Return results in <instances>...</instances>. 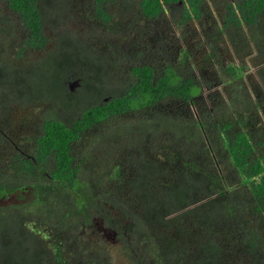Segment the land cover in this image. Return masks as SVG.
Instances as JSON below:
<instances>
[{
	"label": "trees",
	"instance_id": "trees-1",
	"mask_svg": "<svg viewBox=\"0 0 264 264\" xmlns=\"http://www.w3.org/2000/svg\"><path fill=\"white\" fill-rule=\"evenodd\" d=\"M46 1L6 0L17 25L23 26L25 43L16 52L23 63L0 60V112L11 105L6 98L16 95L17 101H23L18 106L40 109L31 120L39 122L42 133L34 138L25 135L36 149L34 159L0 153V264H108L113 248L105 243L108 233L118 239L117 246L130 264H264V215L255 220L264 209V131L251 129L257 117L242 102L236 109L239 114L226 121V113L215 101L229 111L235 105L217 97L224 89L212 90L210 102L198 101L201 83L188 61L199 48L190 55L179 47L181 43L168 44L161 53L136 57L139 60L132 65H137L129 66L127 77L123 67L133 57L120 66L104 54L93 53L94 46L87 43H94L96 31L91 30L85 40L67 36L61 27L67 14L56 0L51 6ZM88 1L87 5L94 3L97 18L110 21L113 14L108 6L115 0ZM179 1L187 4L180 23L199 17L202 0H139L142 17L159 20L165 10L179 9ZM226 7L223 30H239L240 19L252 24L264 16V0H237ZM108 26L117 29H105L106 43H120L118 38L132 32L125 42L148 43L157 38L153 29L136 35L131 22ZM114 31L120 37L110 39ZM30 51L42 55L33 59ZM180 53L182 67L175 59ZM158 56L166 61L162 69L148 60ZM227 70L236 73L234 66ZM211 86L208 82L204 89ZM241 86L247 101L245 84ZM1 122L6 124L5 118ZM114 122L120 123L118 128L112 127L104 141L123 143L112 154H118L119 161L109 172L106 165L102 174L88 171L83 162H90L97 150L103 155L106 151L100 146L78 157L76 145L93 128ZM219 126L218 133L211 131ZM135 148L138 153L126 156H130L127 164L121 162L119 154ZM133 163L136 170L129 174ZM107 177L136 189L142 217L111 188L102 190ZM244 196L257 207L244 212L239 200ZM78 225H87L82 230L93 233L79 237ZM149 229L158 233L159 243H154ZM226 231L231 233L227 239L221 237ZM141 234L145 242L139 250L135 241ZM168 234L180 246L165 254L162 247L172 245Z\"/></svg>",
	"mask_w": 264,
	"mask_h": 264
},
{
	"label": "rangeland",
	"instance_id": "rangeland-1",
	"mask_svg": "<svg viewBox=\"0 0 264 264\" xmlns=\"http://www.w3.org/2000/svg\"><path fill=\"white\" fill-rule=\"evenodd\" d=\"M55 0H47L45 3L46 5H50L52 3H54ZM58 3V8L61 10L62 9V13H66L67 16L64 14V22L63 24H61L62 27V32H65L67 36L75 38L77 37L79 40H85L89 37H91L90 35H92L90 32L91 30H95L96 31V39L94 40V43H87L88 46L92 45L94 46V50L93 53H100V54H104L105 56L113 59L115 62H117V64L119 65L121 62L132 58V60H130V63L123 67L125 68V75L127 77H129V66H134L137 65L133 64V62L136 60L138 61L139 59H135L136 57H142V56H147L149 55V53H154V54H158L161 53V51L163 50L164 46H166L164 43H157L156 41L154 42H148V43H127L125 42L126 39L128 38H132V35H134V32L130 33L129 36L124 37H120L119 36V32L117 33L116 31H114L113 33H110V39H116L120 41V43H112L109 40H106L107 43L105 42L106 35L107 33L106 30L108 31H112V30H116V27H111L108 26V24L110 23V25H114L115 23L119 24V26H121L122 24L124 25H128L129 22L133 23L134 25V30L135 31H145V30H149V28L151 29L152 27H155V25H158L160 23V20H152V19H146V18H142V14L139 12V8L137 5V2H132V0H129V3L127 2V0H115L114 2H112L111 4H109V11L111 14H113L112 18L110 19V21H103L99 18H97V14H95V10H94V3L87 5V2H89L88 0H56ZM5 6V1L4 0H0V16L2 17V23L0 25V60L1 61H6V62H12L15 65H19L21 63H23L22 60H17L16 58V52H17V48L20 45V41H21V30L19 28V26L17 25V21L16 19L11 16L8 12H5L3 10ZM76 10L78 12H76ZM6 13V14H5ZM6 15V16H5ZM8 22L10 24H12L11 28H9V25L7 23L4 22ZM150 26V27H149ZM9 28V29H6ZM106 29V30H105ZM99 31V32H98ZM94 32V31H93ZM61 32H57L55 33L54 37L56 38ZM52 34V33H51ZM108 38V36H107ZM148 36L146 37H140L139 39H147ZM101 40H103L104 42L101 43ZM75 44H71L72 47L75 46ZM219 45V46H218ZM181 46H185V49H188L189 47V43H181V45L179 46L180 48H182ZM221 47L222 48V54H218V48ZM183 49V48H182ZM171 50V48H170ZM225 44L224 43H218L216 46V50L214 51L216 53L215 58L210 57L207 59H204L202 56L201 52H198L196 54V56H194V54L192 56H190V60L188 61V66L192 68V73H194L195 75H197L198 79L200 80L201 84H204V86H207L208 82H214V86H217L216 88H220V87H225L228 86L229 83H227L226 81H228V76L226 74L223 73V65L221 62H223V60L225 59L226 63H233L236 64L235 59L230 60L229 58L224 57L225 55ZM176 51H175V55H176ZM210 53V50H208V54ZM182 53L178 54L177 57H175L176 62L181 64L180 67L185 66L184 63L179 62L180 61V55ZM29 55L33 58L36 59L38 58V56L42 55L41 52H37V51H30ZM149 57V56H147ZM183 57V54H182ZM122 58V59H121ZM213 58V59H212ZM184 59V58H183ZM121 60V61H120ZM149 61L153 62L156 67L158 69H162V67H164V63L166 62L165 59L163 57H157V59H148ZM212 60V62H214V64L211 66L212 69H210V72H218L220 74V79L219 80H212L213 76H215L216 74H212V75H206L203 76L200 72H201V68H203L204 66L208 65V62ZM135 61V62H136ZM128 62V61H127ZM197 62H199V66L197 65ZM224 62V63H225ZM244 63H248V61H244ZM121 66V64H120ZM249 67V64H247L245 66V68L247 69ZM245 69V70H246ZM161 72V71H160ZM253 72V71H252ZM130 75L131 77H133L132 72L130 71ZM251 75H253V77L255 76L254 74L251 73ZM207 79V80H206ZM132 80V79H131ZM234 80H238V79H234ZM73 81V80H72ZM242 81V80H241ZM244 84V82H242ZM216 84V85H215ZM74 86V84H73ZM197 90V88L194 86L192 87V91L195 92ZM210 92L208 89H204V91L201 93L200 95V99L198 100L199 102L203 100L210 102L209 101V96ZM199 95V93H198ZM254 95V94H253ZM218 98H220L225 102V93L221 92V94L217 95ZM6 101H8L9 103H11L10 106H14L13 109L15 110L16 108L21 109L24 107L18 106V104L23 103V101H17L16 100V95L14 96H8L6 98ZM197 101V102H198ZM264 102V95L258 97H254V98H249L246 101V105H247V109L251 110L252 112H249L251 115L253 114V116L257 117V121L256 123L253 125V127H251L252 130L254 129H258L259 127H263V131H264V112L261 111L260 106H259V102ZM215 102H217L220 105L221 108V112L222 113H226V121L228 120V117L230 115L236 117L240 111H237V107L233 108L232 111H229L228 108L223 107L220 103L219 100H216ZM195 105H192L191 109L195 110ZM210 104V103H208ZM222 106V107H221ZM16 107V108H15ZM11 110L12 114H18V112ZM40 110L38 108L35 107H27L23 110V112H19L20 114V123H27L30 124V122L35 121V120H31V117H33L34 115H36L37 111ZM15 121V120H14ZM12 121L11 124L14 125L17 122ZM123 122V121H122ZM120 123L118 122H114L111 124H104L98 127H95L92 129V131L90 132V136L87 137L84 141L80 142L79 144L76 145L75 148V153L78 155V157L83 156L84 154L92 151L93 149H95L96 147H100L102 146L104 148V150L106 151L103 155V151H96L94 158L88 162L85 161L83 162V167L84 165H87V167L89 168L88 171H90V169H93V171H95L94 169H96V172L98 174H102V171L106 165V167L108 168V172L110 169H114L113 166H116V157L118 158V154H115L114 156L112 155L114 152H117L116 150L118 149V147H121L123 145V143L119 144H114V142L111 140H109L107 143H105L104 141V135L109 132L112 127L113 129L118 128ZM22 125V124H21ZM221 126H219L216 130L215 129H211L212 132H216L218 133L221 130ZM20 131H23L22 129H20ZM210 131V133H211ZM21 140V139H20ZM22 143H30V140H23L22 139ZM124 153L119 154V159L121 160V162L124 163L126 162V164L128 163V161L130 160V156L127 159L126 156L128 155H134L138 153V149H132L129 150L128 152H125V150H123ZM100 152V153H98ZM92 154V155H94ZM3 164V159H0V165ZM134 166H130L132 168H128L129 169V174L130 173H134V171L136 169H134L133 167L137 166V163H133ZM112 175V174H111ZM98 179H100V181H103L104 179L101 178V176H98ZM229 179L231 181L232 178L229 177ZM107 181V182H106ZM117 181L112 179V178H108L105 180L104 183H102L103 185H100L103 189L102 190H109L110 188L113 190V192L115 194H117L118 196L120 195L125 202L128 204V207L130 208V210H132V212L135 215H138L140 217H142V205H140V202L137 200L136 197V189L134 188L133 191H131L129 189V187L123 185V184H119L116 183ZM110 189V190H111ZM239 199V198H238ZM241 202V206L243 211L246 210L247 207H253L256 206L254 204V202L252 201V199L247 198V196H244V198L239 199ZM138 206L137 210L134 209V207ZM257 207V206H256ZM140 208L142 209V212H140ZM249 211V210H248ZM245 212V211H244ZM264 215V209H261L260 213L256 216L255 220L257 219H261ZM244 218V217H243ZM34 219V217H30L29 220ZM26 221H28V217L26 216ZM250 221V219H249ZM122 224V223H121ZM87 225H78V228H76L75 233L80 237L84 234H88L91 235L93 232L87 231L88 229H86V231L82 230V227H86ZM149 232L151 234V236L153 237L154 243H159L158 239H159V235L158 233L156 235H154L151 230L149 229ZM109 238L104 239L105 243L107 244H111V246L113 247L112 249L109 250L108 253V257H110L109 260H106L105 262L108 264H130V259L128 257V255L126 254L125 251H122L121 249H119L118 245V239L115 238L114 236H112L111 234H107ZM231 235V233L229 231H226L222 234L221 237L227 239L229 238ZM136 241H135V248L142 250L144 248H141V246L143 245V243L145 242V239L143 237V234H141L140 236L138 235L136 237ZM168 239H170L172 241V245L170 246V244L168 246H163L162 250L165 254H167L170 250L175 249L177 247L180 246L179 241L174 242V240H176V238L174 237L173 234H168ZM151 241V238H149V242ZM131 253V251H130ZM132 258H134L133 256H131Z\"/></svg>",
	"mask_w": 264,
	"mask_h": 264
},
{
	"label": "flooded vegetation",
	"instance_id": "flooded-vegetation-1",
	"mask_svg": "<svg viewBox=\"0 0 264 264\" xmlns=\"http://www.w3.org/2000/svg\"><path fill=\"white\" fill-rule=\"evenodd\" d=\"M4 1L5 6L3 10L8 12L16 19V15L9 10L6 5V0ZM127 2L130 4L129 0H127ZM132 2H137L139 10L141 9L139 0H132ZM236 2L237 0H202L199 17L195 18L194 16H191L187 20L180 23L179 21L183 12V6H187V4L182 5V2L179 1V9L171 8L165 10L159 15V20L162 21L158 25H155V27H151L149 30L153 29L156 33V35L153 36L157 37V43H164L165 45L169 44L170 46L175 43H189L187 50L189 51L190 55L193 48H199L203 50L201 51L198 49L195 54L198 52L203 54V51H205L207 52L206 54L208 56L215 58L216 53L214 51L216 50L217 44L224 43L226 48L224 57L229 58L230 60L235 59L236 64L231 62L226 63L225 59L223 62H221L223 65V69L221 70H223V73L228 76L230 82L227 87H218V89H224L226 91L225 104L231 105L234 102L235 106L232 108L237 107L238 109L242 106V102L244 105L246 104L241 88L242 82L245 84L243 87L248 99L254 97L259 98L260 96L264 95V16L261 17L260 21L256 20L252 24H246L240 19L241 22L239 25V30L236 29L234 31L229 28L227 30H223V28H225L224 22L228 13L226 6H228L229 3L235 5ZM234 10L237 11L236 8H234ZM139 12L141 13V10ZM238 17L240 18V15ZM0 19L2 20L1 16ZM1 20L0 25L3 24ZM4 23H7L9 28H11L12 24L6 21ZM19 26L21 30V41L19 43H25L23 26ZM217 31H219V33ZM141 32L143 31H136V35L140 34ZM148 37L151 38L152 36L149 35ZM208 50H210L209 54ZM218 51V54H222L221 47L218 48ZM146 58V56H142L140 59ZM244 61H248V63H244ZM213 64L214 62L210 60L208 65L201 68L200 73L203 76L205 74H216L213 76L212 80H219L221 76L218 72H210V69H212L211 66ZM247 64H249V67L246 69L245 66ZM229 66L236 67V73L234 75H231L227 70ZM251 73L255 76L253 77ZM235 78L238 80H234ZM74 83L75 81L69 82L70 89L73 87ZM212 84L214 85V82ZM200 85L199 92L202 93L205 87L204 84ZM216 87L217 86H211L208 90H216ZM19 106L24 107L22 105ZM259 106L261 111H264V102L260 101ZM13 107L14 106H10L4 111L0 112V120L5 118L6 121V124L3 122L0 123V138L2 139L0 153L5 154L8 158H12L19 153L26 158L34 159L33 156L36 149L30 145L31 142L29 144L22 143V139L27 140V136L25 135H32L33 138L37 137L42 133L41 125L36 121L33 123L30 122L28 125L27 123H25V125L24 123L19 124V112H23L24 108L18 109L15 107L16 109L14 110ZM11 110L18 112V114H12ZM12 121L17 123L12 125ZM20 129L23 131H20ZM31 147L34 149L30 150ZM9 163L10 160L8 159L6 162L7 166ZM37 171H40V174H45L44 169L40 167H38Z\"/></svg>",
	"mask_w": 264,
	"mask_h": 264
}]
</instances>
